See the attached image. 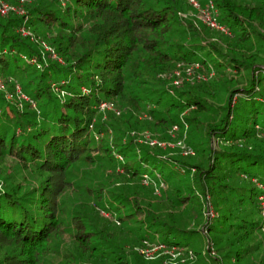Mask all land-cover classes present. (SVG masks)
Returning a JSON list of instances; mask_svg holds the SVG:
<instances>
[{
	"label": "trees",
	"instance_id": "trees-1",
	"mask_svg": "<svg viewBox=\"0 0 264 264\" xmlns=\"http://www.w3.org/2000/svg\"><path fill=\"white\" fill-rule=\"evenodd\" d=\"M9 1L0 83L29 101L0 91V264H264V0H197L224 30L190 0ZM203 202L215 256L183 242Z\"/></svg>",
	"mask_w": 264,
	"mask_h": 264
},
{
	"label": "rangeland",
	"instance_id": "rangeland-1",
	"mask_svg": "<svg viewBox=\"0 0 264 264\" xmlns=\"http://www.w3.org/2000/svg\"><path fill=\"white\" fill-rule=\"evenodd\" d=\"M4 2L6 3V4H11L10 3V1L9 0H4ZM194 3L195 4H191V7H192V9L191 10H189V13H188V17H189V19H191L193 22H194V24L196 25V26H200V24H202L203 22L201 21V17H200V11L202 10V9H204L205 8V6H207V4L205 5V6H200L199 5V2L197 1V0H194ZM193 7H194V10H193ZM184 14H186V13H179V15L180 16H183ZM187 15V14H186ZM51 47V46H50ZM49 51V49L47 48H42V53L43 54H46V52H48ZM43 56V55H42ZM45 57H46V55H45ZM52 57L53 58H55L56 57V54L55 53H53V55H52ZM57 60L58 61H60L58 58H57ZM201 74V79H203V80H207L206 79V77L208 76V74H206L205 72H202V73H200ZM185 80H190L189 78H184ZM183 79L180 81V83L179 84H182L183 82ZM4 82V81H3ZM20 86V85H19ZM20 88V87H19ZM53 88V92L56 94V95H60V96H62V94L60 93V94H58V91H57V87L55 86V87H52ZM82 90H85V88H83L82 87ZM0 91H2L3 93H4V96L9 100V101H13V100H15L14 98H13V96L12 95H14V96H16V98H17V103L16 104H18V107H19V109H22L23 108V103H21L20 104V102L19 101H29L28 100V97L23 93V94H21V93H17L18 95H16L15 94V88H11V89H9L8 87H7V85L6 84H2V81H1V83H0ZM19 96V97H18ZM107 103V102H106ZM108 106H109V108H107V104H103L102 105V107L100 108V110L101 111H104L103 109H109V110H112V109H114V111L116 112V114L117 115H119V113H117V108L113 105V104H110L109 105V103H108ZM141 119H142V116H141ZM258 121H260V120H258ZM261 122V121H260ZM174 129L172 130V129H169L168 130V134L169 135H172V133H174ZM137 135V139H136V141H137V143L138 144H147L146 143V141L145 140H151V137H156L157 139H159L160 137L159 136H156V135H153L148 129H145V130H141V131H139V132H136V134H135V136ZM163 140H165V139H163ZM154 141V140H153ZM164 142H167V141H164ZM188 145V144H187ZM189 146V145H188ZM191 147V146H190ZM166 148V147H165ZM175 148H178V149H176V150H171V151H169V152H167V153H164V156L166 155V156H170V157H172V156H181V157H184V156H186V154H183V151H182V149H180L179 147H177V146H173V147H171V149H175ZM115 157H117L118 158V160H120V161H122V157H121V155L120 154H117ZM193 157V156H192ZM181 174H183L182 172H181ZM151 176H148V178H146V181L145 180H142V182L144 183V184H146L147 183V181L149 180V178H150ZM154 188H155V193L156 194H164L165 193V191L167 190V185H166V183L165 182H162V181H160L159 183H157V185H155L154 186ZM202 196H200V194L198 193L197 194V199L198 200H200V201H202V198H201ZM210 204V203H209ZM209 204H205L204 202H203V205H202V208H201V211H202V217L200 218V221H199V224H198V226L196 227V225H194V223H195V221H198L199 220V216L197 215V213H194V215H193V219H194V221L192 222L193 224H191L192 225V227H194V228H196L197 230H199L200 232H199V234H197L196 236H194V237H191V238H189V239H184L183 240V242H189V246L190 247H192L194 250H196V251H199L200 249H202V252H203V254H205V255H207L208 253L211 255V256H215L216 255V253H215V251H214V248H213V246H211V245H209V246H207V233H206V231L204 230V224L206 223V222H208L209 220H212L213 218H214V216H216L217 215V213H216V211H215V209L213 208V206L212 205H209ZM263 206H264V203H263ZM104 215H106V216H109V214H108V212L106 211V213H104ZM263 215H264V213H263ZM263 217V216H262ZM150 245V244H149ZM158 249H160L159 251H161V250H165V248L164 247H162V246H155V248H154V250L155 251H157ZM171 252V254H174L173 256H175V252L174 251H170ZM188 257V255L185 257V258H187ZM174 263V262H173Z\"/></svg>",
	"mask_w": 264,
	"mask_h": 264
},
{
	"label": "built area",
	"instance_id": "built-area-1",
	"mask_svg": "<svg viewBox=\"0 0 264 264\" xmlns=\"http://www.w3.org/2000/svg\"><path fill=\"white\" fill-rule=\"evenodd\" d=\"M23 0H20V2H22ZM190 2L191 3H193V4H195L194 3V0H190ZM212 10H214L213 9V4L209 1V4L204 8V9H202L201 11H200V17H201V21L203 22V23H205L206 25H208V26H210L211 28H215V29H219V30H224L223 29V27L221 26V25H219L217 22H216V20H215V18L211 15L212 14ZM9 11H15V12H17V13H19V14H24V10L23 9H20L19 7L17 8V7H14V6H11V5H9V4H6L5 2H4V0H0V14L1 15H5V14H7V12H9ZM22 33L23 34H26V32L25 31H22ZM45 48L47 49L48 47L47 46H45ZM33 61V60H32ZM15 91L17 92V93H21L20 92V90H19V87L18 86H16V89H15ZM104 103H101L100 104V108L102 107V105H103ZM105 104H107V103H105ZM107 108H109V106H108V104H107ZM176 127L174 126L173 127V129H175ZM154 140V141H153ZM146 141V143L147 144H149V145H155V144H157V145H160V146H162V147H169V148H171V147H173V146H177V147H179L180 149H182V151H183V154H193V151H192V149L190 148V147H188V146H186L184 143H183V141L182 140H178V141H176V142H173V141H167V142H164V141H158V140H156V139H151V140H145ZM144 180L146 181V178H148V176L146 175V174H144ZM152 245L150 244L149 245V243H147V245H146V248L145 249H143V253L145 254V256L147 257V258H153V254H154V252H155V250H154V248H155V246L154 247H152ZM176 255V254H175Z\"/></svg>",
	"mask_w": 264,
	"mask_h": 264
}]
</instances>
